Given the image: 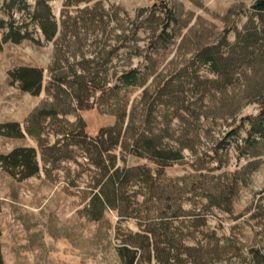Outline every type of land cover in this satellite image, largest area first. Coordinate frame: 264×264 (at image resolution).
<instances>
[{"label":"rangeland","instance_id":"rangeland-1","mask_svg":"<svg viewBox=\"0 0 264 264\" xmlns=\"http://www.w3.org/2000/svg\"><path fill=\"white\" fill-rule=\"evenodd\" d=\"M24 3L0 0V124L21 132L0 155L34 148L38 172L0 165L1 264H264L255 0H47L51 39ZM10 22L29 37L3 42ZM20 67L42 71L37 92ZM101 129L119 132L106 150Z\"/></svg>","mask_w":264,"mask_h":264},{"label":"trees","instance_id":"trees-1","mask_svg":"<svg viewBox=\"0 0 264 264\" xmlns=\"http://www.w3.org/2000/svg\"><path fill=\"white\" fill-rule=\"evenodd\" d=\"M21 3L25 6V0H10V4L12 3ZM36 5H41L43 8H45L46 13L44 15H38L36 12L32 13V16L34 19H36L39 25V28L41 29V32L43 36L46 39H51L56 32V24L52 20V15L49 13V7L47 4V0H36ZM253 7L257 11H263L264 10V0H255V3L253 4ZM0 23H2L0 21ZM8 31L4 35L2 41H12V42H19L24 38L29 37V32L27 30V27L24 26V29L22 30V26H16L13 23L8 24ZM213 58L211 56H207L205 60L210 61ZM12 75L14 78L19 79L21 81V87L24 90H31V91H38L41 87V81H42V71L40 69L34 68V67H20L16 69ZM136 80L135 72L129 71L124 76L125 83H132ZM5 129V130H2ZM14 130L15 135H21V132L18 128V125L16 123H4L0 124V134L3 135H10V131ZM107 131V135L110 132V130L101 129L100 133L97 137L99 145H102L105 148V141L108 139L102 138L103 133ZM75 136V135H72ZM119 136V132L116 133V136H111L109 134L110 143L115 144L117 142V137ZM106 150V148H105ZM153 155L159 156L160 158H173L177 159L180 157V154L178 151H172L168 154L164 152V150H153ZM170 155V157L168 156ZM0 165L1 167L10 172L11 174L21 173L22 177H27L30 175L35 174L38 172V163L36 160V153L34 148H15L11 150L8 154L0 155ZM119 179L121 181L122 179L119 178L117 171H115L113 174H111L107 180L109 183L114 184V179ZM105 184V183H104ZM103 191V192H102ZM101 194H103V197L100 195L95 194L93 196V200H96L100 206L107 202L111 203L110 199L107 197V194L104 192V190H101ZM102 197V198H100ZM134 255L131 256L129 263L132 264L134 261ZM2 263V257L0 253V264Z\"/></svg>","mask_w":264,"mask_h":264}]
</instances>
